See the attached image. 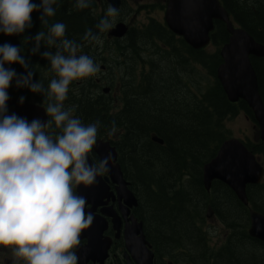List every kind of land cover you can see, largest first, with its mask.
<instances>
[{"label": "trees", "instance_id": "trees-1", "mask_svg": "<svg viewBox=\"0 0 264 264\" xmlns=\"http://www.w3.org/2000/svg\"><path fill=\"white\" fill-rule=\"evenodd\" d=\"M225 1L239 19L242 12L249 22L243 20L238 23L264 44V9L259 10L253 0ZM34 2L38 3L39 0ZM94 6L95 2L92 0L89 8L77 10L74 0H59L56 15L49 18V25L55 22L65 24L66 37L81 45L82 54L112 67L110 62H106L111 57L104 56L110 49L109 42L103 39L104 33H99L102 44L88 43L82 39L88 29L97 33L95 25L102 17L96 10L97 6ZM30 15L32 28L26 29L19 36L0 34V45L9 43L24 48L25 59L36 71L33 82L40 79L46 87L53 73L48 68L47 60L39 53L47 49L41 46L34 55L29 50L33 46L31 37L39 30L47 31V28L40 24L39 12ZM216 25L215 37L218 35L221 39L213 38L212 44L220 50V45L227 41L228 34L224 23L216 22ZM151 31H154L158 43L154 44L155 52L152 54L141 51L142 44L137 43L136 37H127L117 43H122L124 47L118 48L120 71L127 73L121 75V104L119 101L116 112L110 95L96 94L93 90L97 87L96 82L90 78L82 80L78 86L74 81L69 85L71 90H75L69 89L67 99L63 102L64 109L72 110V115L85 125L99 121L97 139L112 140V144L116 146L119 151L118 162L139 199V205L134 208L133 213L143 221L146 238L151 244L161 252L176 245L185 248L187 243L183 238L195 235L209 247L205 264H222L227 256L235 253V249L243 244L246 245L248 240L236 237L238 240L234 248L228 249L225 244H220L216 249L211 248L206 241L207 234L203 231L207 207L212 206L224 221L222 223L232 226L237 235L242 234L244 219L248 220V215L243 204L224 183L214 181L211 191H206L202 170L203 165L216 155L222 142L229 137L226 121L234 119L242 110L249 108L242 100L231 103L227 99L216 77L217 67L222 62L219 50L208 54L203 49H193L159 24L154 23ZM132 35L139 37L141 33L135 31ZM26 37L28 43L25 44L23 39L26 40ZM144 39V43L150 41L147 36ZM159 40L166 44V51L160 48ZM90 51L95 56L89 55ZM97 52L99 54L96 58ZM252 61L264 101V58ZM10 67L18 74H25L18 64ZM140 67H144L141 76L137 74ZM159 82L162 83L161 86ZM8 92L18 98L23 96L24 100L40 104L43 102L45 105L48 102L46 99L43 101L40 94H34L26 88L10 86ZM171 93H175L181 100L174 99L171 102ZM138 100L142 102L139 103ZM188 120L193 124L187 123ZM113 126L114 132L119 133L116 140L108 135ZM49 130L55 134L54 126ZM153 135L164 143L152 141ZM246 145L264 163V143H250L248 140ZM247 195L254 208L264 214V180L258 185L248 186ZM168 204L171 205L172 212L168 209ZM256 248L253 241L249 252H254ZM250 258L253 257L248 253L247 259H241L235 264H249ZM231 262L228 261V264ZM257 263L264 264V258Z\"/></svg>", "mask_w": 264, "mask_h": 264}, {"label": "clouds", "instance_id": "clouds-1", "mask_svg": "<svg viewBox=\"0 0 264 264\" xmlns=\"http://www.w3.org/2000/svg\"><path fill=\"white\" fill-rule=\"evenodd\" d=\"M92 0H74V7L83 10ZM59 0H0V34L21 35L31 29V13L39 12V30L31 37L30 54L47 60L53 73L45 87L24 57L21 46L0 45V245L13 246L15 256L25 264H78L76 249L82 231L89 228L93 215L86 211L85 197L77 194L79 186H92L109 171L111 153L99 160L89 156L97 143L100 122L83 124L72 110H65L69 85L94 76L99 65L80 52L81 45L66 37V25L49 18L56 15ZM118 15L111 4L95 25L97 33L85 31L83 40L102 44L99 33L108 31ZM25 44L28 38L23 39ZM54 49V52L52 51ZM18 64L25 74L10 66ZM10 86L26 88L40 94L46 122H30L15 113L8 114ZM20 96L18 103H24ZM49 117L51 119H49ZM54 126L55 134L49 129ZM115 131V126L110 130Z\"/></svg>", "mask_w": 264, "mask_h": 264}, {"label": "water", "instance_id": "water-1", "mask_svg": "<svg viewBox=\"0 0 264 264\" xmlns=\"http://www.w3.org/2000/svg\"><path fill=\"white\" fill-rule=\"evenodd\" d=\"M108 2L113 7L120 5V0H108ZM214 19L226 24L230 34L226 44L221 48L220 56L223 62L217 68L216 77L229 102L237 103L242 100L252 110L254 120L258 123L260 139L264 142V103L259 92L258 76L251 63L252 59L264 58V44L257 42L244 28L234 27L219 0H170L166 13L167 27L181 36L193 49H201L212 40L210 32L215 28ZM127 30L126 24L119 22L107 34L108 37L121 39L126 35ZM107 90L105 88V91ZM8 95L10 97L7 101L8 114L15 113L29 122L33 119L47 121L48 117L42 104L27 100L20 104L18 97L9 92ZM151 139L158 144L164 143L154 135ZM93 151L99 159L111 153L112 159L106 176L99 177L97 183L92 186H79L76 190L78 195L85 197L87 206H91L86 208V211H90L94 217L92 224L85 231L92 238L101 239L103 230L107 226L105 218L107 215L112 217L115 228L121 226V217L115 210L103 208L100 215L94 213L97 206L107 204L109 198L116 195L121 216L127 222L124 231L127 250L137 264H156L152 246L144 233L143 222L137 221L133 215H130L131 208L134 206L136 208L139 200L131 190L130 182L124 177L118 162L117 149L108 140L99 138ZM260 160L261 158L248 149L240 139L232 137L224 140L216 155L203 165V184L206 191H210L213 181H221L234 192L243 205L247 206L248 186L258 185L264 179V165ZM110 184L115 185V193ZM213 212L212 208H208V218ZM249 220L250 235L264 241V214L252 209ZM102 241L105 243L103 248L99 247L101 241L98 240L94 246L97 245V250L105 257L110 244ZM94 246L88 244L81 247L80 251H77L78 257H81L82 252H94Z\"/></svg>", "mask_w": 264, "mask_h": 264}, {"label": "flooded vegetation", "instance_id": "flooded-vegetation-1", "mask_svg": "<svg viewBox=\"0 0 264 264\" xmlns=\"http://www.w3.org/2000/svg\"><path fill=\"white\" fill-rule=\"evenodd\" d=\"M95 2L96 10L98 14H100V17H103L104 10L109 6L108 0H93ZM221 2V5L223 8L228 12L230 19L233 22H243V20L247 21L244 18V15L242 12L240 13L241 16L239 19L236 15V13L231 10L225 0H219ZM242 1H248V0H242ZM255 2L256 7L262 11L264 9V0H253ZM170 0H120V5L117 7L118 8V15L114 18L113 26L110 28L112 29L115 24L119 22H124L126 26L128 27L127 33L124 37L121 39L113 38V37H108V31L104 33L103 39L108 42H113L110 45L111 48H114L113 45L119 49L124 48L121 44H117L118 42H122L123 39L129 38L132 39L133 37H136L137 43H141V51L142 52H149L150 54L154 53V44H157V38L156 35L154 34V31H151L152 28H154V23L159 24L160 26H164L167 31H170L168 27L166 26L167 20H166V13L168 9ZM213 22H222L221 20H213ZM139 31L141 35L138 37V35H132L133 32ZM171 32V31H170ZM216 31L211 33V39L213 42V38H218L221 39L218 35L215 37ZM144 36H147L150 38V41H145L144 43ZM230 35L226 36V39L228 40ZM176 38H180L178 36H175ZM174 37V38H175ZM174 39L175 41H178L177 39ZM182 39V38H181ZM183 40V39H182ZM160 41V40H159ZM261 43L260 41H257ZM130 43V42H128ZM160 48L164 49L166 51L167 46L165 43L162 41L159 42ZM109 47L107 48V50ZM164 51V52H165ZM116 61L113 65L107 66L106 64H100L99 65V71L91 77H88L92 79L93 81L96 82L97 87L93 90H95L96 94L100 93V95H110L112 99V105H113V110L116 112V107L120 101L119 104H121V86H122V74H126L124 72L120 71V65L121 63L119 62L118 58L115 56ZM109 62V61H106ZM94 63H98L97 60L94 61ZM104 66V67H103ZM137 74L141 76V74L144 72V67H140L137 69ZM88 78H83L80 80L74 81L75 85L78 86L80 85L81 81L84 79ZM105 88L108 90L105 91ZM70 89V86H69ZM71 90V89H70ZM75 89H72L71 91H74ZM75 93V92H74ZM103 93V94H102ZM119 94H120V99H119ZM245 116V119L250 122H255L251 115L249 114V110H244L242 112ZM255 124V123H254ZM253 129L257 130V134L253 136V138L256 141H262L260 139V134H259V129L258 125H253ZM109 137L112 135V137L116 140L119 137L118 132H113L108 134ZM99 139V138H98ZM108 140V139H105ZM111 145L112 140H108ZM263 142V141H262ZM264 143V142H263ZM115 146V145H114ZM116 148V146H115ZM117 149V148H116ZM118 151V150H117ZM90 160H99L98 155L92 150L89 156ZM118 159H119V151H118ZM123 171V170H122ZM107 173H105L103 176H106ZM114 184L111 185L112 191H114ZM115 199L113 200V198ZM249 198V197H248ZM119 202L117 200V196H111L109 198V201L105 205H99L96 207L95 214L100 215L101 210L103 208H109L112 209L113 211L115 210L116 213L119 214ZM245 208V213L248 215V220L246 218L244 219L245 226L242 227L241 235H237L236 232H234V228L232 226H227L226 223H222L224 221L221 220V218L218 216V214L214 211L211 217L208 218L207 212L205 213V220L206 222L203 223V231L207 234L206 235V241L207 244L210 246L212 243V233L209 230L210 226H216V224L221 225L223 229V234L220 236L221 239V244H225L228 249L230 247H235V244H237V238L236 237H243L241 239H246L248 242H245L240 248L242 250H250V244L254 241L255 244L257 245V249L260 250V244H264L261 240L256 239L249 235V227H250V220H249V214L250 210L255 209L254 208L252 201L249 200V203L247 206L243 205ZM91 206L88 205L86 208H90ZM168 209L170 212H172L171 205L168 204ZM211 207V206H208ZM134 208V207H133ZM132 208V212H133ZM213 209V208H212ZM153 210V209H152ZM214 210V209H213ZM259 211V210H258ZM147 215V214H146ZM171 216V213L169 214ZM107 226L105 230H103L102 233V238L97 239L96 237L92 238L85 230L82 231L81 237H80V245L76 249L77 251H80L81 247H85L86 245L90 244L95 245L97 240L101 241L99 244L100 248H103L105 246V243L102 241H107L110 245L107 251L105 252V257L103 256V253H100L99 251H94L88 254V252H82L81 257L78 260V264H136L134 261L132 255L126 248V243H125V238H124V231L125 227L124 225L126 224L125 220L122 218L121 219V226L114 227L112 217L111 216H105ZM87 235V236H86ZM223 239V240H222ZM92 240V241H91ZM183 240L187 243L185 245V248L182 245H176L172 249H167L166 251H160L159 248H157L154 244H151L152 246V251L154 254V259L156 261V264H205L206 259L208 258V253H209V247H206L203 243L200 242V240L195 236H188L186 239L183 238ZM242 242V241H241ZM201 244V248H200ZM97 246V245H96ZM96 246L93 248L96 250ZM218 247V246H217ZM217 247L212 246L211 248L216 249ZM13 246H3L0 245V264H25V261L14 255L12 251ZM238 249H235L236 251ZM234 250V249H233ZM231 253V252H230ZM229 253V254H230ZM263 254V253H262ZM78 255V254H77ZM264 256V254H263ZM238 264H241L240 262ZM257 264V263H256Z\"/></svg>", "mask_w": 264, "mask_h": 264}, {"label": "rangeland", "instance_id": "rangeland-1", "mask_svg": "<svg viewBox=\"0 0 264 264\" xmlns=\"http://www.w3.org/2000/svg\"><path fill=\"white\" fill-rule=\"evenodd\" d=\"M111 43H113V42H109V46L112 45ZM113 47L114 48L110 47L107 54L104 55V56H110L111 57L110 59H107V60L112 64V67H113L115 60H116L115 56L118 58L119 57L118 53H120V51L117 50L114 45H113ZM214 50H215V47L212 46V44H211L207 53L212 54L211 52H213ZM91 54H93L92 51H90L89 55H91ZM98 54H99V52H97L96 58H97ZM93 56H95V55L93 54ZM101 62H103V61H98L97 65L104 63V62L103 63H101ZM159 85L161 86L162 83L159 82ZM162 88H163V86H162ZM161 92L163 93V90H161ZM169 97H170L169 99L171 102L174 99H180L181 100V98H179L175 93H171L169 95ZM138 102L141 103L142 100H138ZM162 108H163V105H162ZM188 121L189 122H187V123L193 124V122H191L190 120H188ZM226 126L229 129V131H228L229 137H227L226 139L236 137V138L246 140L247 138H253V136H255L258 132L257 130L253 129V125L245 119V116L242 113L239 114L234 119L226 121ZM249 229H250V227H249ZM209 230L212 233V243H214L211 245L215 246V247H217V246L219 247L221 244L220 236L223 234L222 233L223 232L222 226L219 224L218 225L216 224V226H210ZM262 242L264 243V241H262ZM259 248H260V250L257 249L254 252H251V251L249 252V250H242V249L237 250V251H235V253H231L229 256H227V259H225L222 264H228V261H230V262L232 261L231 264H235L236 262L241 261V259H247L248 253L251 257H253V258L249 259V264H256L257 262H260V260H262V258H264L263 254H262V253H264V245L260 244ZM220 262H222V261H220Z\"/></svg>", "mask_w": 264, "mask_h": 264}, {"label": "bare ground", "instance_id": "bare-ground-1", "mask_svg": "<svg viewBox=\"0 0 264 264\" xmlns=\"http://www.w3.org/2000/svg\"><path fill=\"white\" fill-rule=\"evenodd\" d=\"M224 9V8H223ZM225 10V9H224ZM187 44V43H186ZM212 44V42L210 41L209 42V44H207L206 46H204V47H202L203 49H206V48H209L210 47V45ZM213 45V44H212ZM219 50V49H218ZM218 50H216V51H218ZM219 53H221V49L219 50ZM252 63V65H253V62H251ZM253 67H254V65H253ZM156 136V135H155ZM159 138V137H158ZM221 182V181H220ZM223 183V182H222ZM211 188H212V186H211ZM211 188H210V191H211ZM208 208H212V206L211 207H207V210L206 211H208Z\"/></svg>", "mask_w": 264, "mask_h": 264}]
</instances>
